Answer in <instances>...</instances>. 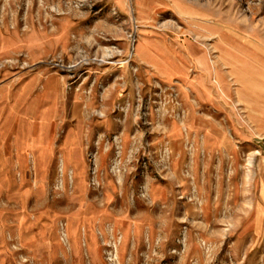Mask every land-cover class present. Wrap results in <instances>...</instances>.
Returning <instances> with one entry per match:
<instances>
[{
  "label": "rangeland",
  "instance_id": "374dc122",
  "mask_svg": "<svg viewBox=\"0 0 264 264\" xmlns=\"http://www.w3.org/2000/svg\"><path fill=\"white\" fill-rule=\"evenodd\" d=\"M0 264H264V0H0Z\"/></svg>",
  "mask_w": 264,
  "mask_h": 264
}]
</instances>
